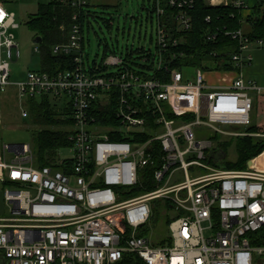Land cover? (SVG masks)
Returning <instances> with one entry per match:
<instances>
[{"label": "built area", "instance_id": "built-area-1", "mask_svg": "<svg viewBox=\"0 0 264 264\" xmlns=\"http://www.w3.org/2000/svg\"><path fill=\"white\" fill-rule=\"evenodd\" d=\"M61 1L77 12L68 41L56 44L53 53L77 52L76 66L53 74L30 70L25 80L15 83L10 80V62L21 57L14 33L19 24L0 4V93L16 86L23 117L29 116L26 101L45 95L65 98L71 108L67 115L71 153L61 156L59 151L54 164L36 166L27 143H3L0 180L4 201L14 215L0 217V260L264 264V151L248 160L246 168H220L217 163L227 155L226 142L212 139L217 134L264 137L228 128L252 123L255 96L264 92V86L244 70L253 61L252 44L264 41L251 40L241 29L227 31L239 42L238 50L225 60L234 68L212 70L223 74L224 84L208 85L204 69L196 68L192 80L172 65L177 58L172 46L180 39L158 19L157 48L143 58L150 67H128L122 56L111 54L105 65L119 69L92 74L82 65L77 19L93 0ZM206 1L243 10L247 6L246 0ZM169 3L179 9L175 30H190L194 1ZM163 13L158 5V16ZM34 51H40L38 43ZM112 102L115 122L102 123L101 106ZM111 132L126 139L112 140ZM148 186L153 188L145 190ZM156 201L165 205L169 219L167 228L159 226L163 237L158 243L152 238L158 228L152 223Z\"/></svg>", "mask_w": 264, "mask_h": 264}, {"label": "trees", "instance_id": "trees-1", "mask_svg": "<svg viewBox=\"0 0 264 264\" xmlns=\"http://www.w3.org/2000/svg\"><path fill=\"white\" fill-rule=\"evenodd\" d=\"M193 1V7L189 9L192 17V28L183 32H177L175 30V15L179 9L172 6L169 0H154L151 10L157 14V6L161 5L164 13L160 16L157 14V21L159 19L172 36L180 39L178 46H172L173 52L177 54V58H175L172 65L182 69L186 77V71L188 69L202 68L207 71L233 69L234 65L225 62V60L231 59L230 54L238 50L239 42L232 35H227L226 32H234L239 29L243 30L245 21L250 23L251 28L247 32L243 30L244 33L251 40L261 39L264 41V0H260L254 6L252 14L246 17L243 16V9L237 8L230 3L227 5H212L206 0ZM75 12L77 10L69 4L61 0H52L49 3L40 4L37 13L30 16L27 20V24L36 34L35 37L41 36L42 39L38 43L41 57V67L39 70L53 74L76 66L77 63L74 60V56L77 52L72 54L53 53V47L56 44L68 41L71 24L75 22L73 19ZM102 13L92 9L89 4L79 11L77 19L80 23L82 33V65L86 71L92 74H104L110 67L104 63L106 58L111 54L119 55L116 45L110 44L106 39L99 38V46H103L104 52L103 63L98 65L93 61L89 65V68L86 69L84 49L85 44L87 42L90 43V33L94 29V22H103L108 28H111L113 25V17H104L101 15ZM95 33L97 34L96 31ZM209 35H215V38L209 39ZM155 48H157L156 44ZM137 51L142 53L143 58L153 55L151 49L146 50L144 47L138 48ZM133 53L134 50L131 48L128 49L125 56L120 55L124 59V65L132 67L129 62L133 58ZM136 65L137 68L150 67V65L144 63H136ZM112 72L107 71L106 73L110 74ZM255 104L257 111L264 113V92L258 95ZM28 107L32 120L41 125L34 133L35 147L33 151L35 165L38 167L52 165L59 158L61 148L71 144L68 139V129L62 127L63 125L70 126L71 124V119L67 116L71 108L67 104V113L53 112L48 95L43 96L40 101L36 98L30 99L28 101ZM101 108L104 117H100V121L105 124L114 123L115 121L112 118V113L115 110L114 103L112 102L106 106H101ZM106 114L107 116H105ZM248 131L264 133V121L256 124L251 123L248 126ZM109 134L112 140L126 139L114 132ZM228 145L226 143L227 147ZM263 151L264 137L253 138L251 136H244L238 138L237 160L235 162L226 161V167L230 169L246 168L248 160L258 156ZM262 158L259 159L262 160ZM144 170L149 172L148 167H145ZM152 188L153 186H148L145 190ZM161 206V203L156 201V207L153 210L154 215L152 217V223L154 225L161 220ZM168 223L169 219L163 220L164 228H167ZM0 264H4V262L0 260ZM136 264L146 263L138 259Z\"/></svg>", "mask_w": 264, "mask_h": 264}, {"label": "rangeland", "instance_id": "rangeland-1", "mask_svg": "<svg viewBox=\"0 0 264 264\" xmlns=\"http://www.w3.org/2000/svg\"><path fill=\"white\" fill-rule=\"evenodd\" d=\"M37 0H23V2L14 1L11 5L4 3V7L15 14V20L19 27L14 29L16 40L20 45L21 57L14 58L10 62L12 83L23 81L27 78L30 70H39L41 67L40 52L34 51L35 32L27 24L30 16L37 13ZM154 0H93L90 7L98 12H103L104 17H113V25L108 28L103 22H94V29L90 33V43L85 44L84 56L86 69L95 61L98 65L103 63L104 52L103 46H99V38L106 39L110 44L118 47V54L125 56L128 49H133V58L129 62L132 67L137 68L136 63H145L142 53L138 52V48L144 47L146 50H155L157 37V14L152 12ZM97 32V34L95 33ZM88 58V59H87ZM117 66H110L108 72L116 71ZM106 71V72H107ZM104 72V74H106ZM205 79L208 85H222L223 74L219 71H204ZM187 76L195 80V69H188ZM50 97V103L53 112L67 113V100L65 98ZM42 97H37L41 100ZM28 101L26 105L28 106ZM25 105V106H26ZM26 106V107H27ZM29 108V107H28ZM0 115L2 124L0 132L4 138V143L21 144L27 143L32 150L35 147L34 133L41 125L32 120V116L23 117L19 106L17 89L14 84L7 87L5 92L0 93ZM264 121V113L256 111L252 114V123L256 124ZM68 129L69 126L63 125ZM234 131H248V126L228 127ZM157 133H160L159 131ZM210 137V132H207ZM254 138V137H253ZM259 138V137H257ZM215 142L220 140L228 143L226 149L227 155L224 159L217 163L220 168H227L226 161L235 162L237 160V139L233 137L222 138L220 134L213 136ZM210 151V150H209ZM34 152V151H33ZM71 153L70 149L63 147L60 150L61 156H67ZM7 158H11L10 153H6ZM165 205L162 204L160 222L156 223L158 228L152 234L154 242L162 241L163 232L159 230V226L163 225L167 212ZM11 207L6 204L4 214L2 216H13ZM15 216H21L16 215ZM155 224V225H156Z\"/></svg>", "mask_w": 264, "mask_h": 264}, {"label": "crops", "instance_id": "crops-1", "mask_svg": "<svg viewBox=\"0 0 264 264\" xmlns=\"http://www.w3.org/2000/svg\"><path fill=\"white\" fill-rule=\"evenodd\" d=\"M14 1L16 0H0V4L4 6V3H8L11 5ZM52 0H37L36 4L37 7L39 8L40 4L43 3H49ZM260 0H246L247 6L243 10V16L246 17L253 12L254 6L259 2ZM18 2H23V0H18ZM251 28V25L248 21H245L243 24V30L245 32L249 31ZM40 52V51H39ZM251 53L253 54V61L251 65L245 68L244 73L245 75L253 80H256L260 85L264 86V44L263 45H258L253 43L252 44V50ZM258 95L255 96V103ZM257 111V107L255 104V109L254 112ZM2 124V118L0 115V126ZM1 129V128H0ZM3 143H4V138L1 135L0 132V163L2 159L4 158V150H3ZM6 156V155H5ZM1 175V171H0ZM3 183L0 180V217L4 214L6 203L4 201V196H3Z\"/></svg>", "mask_w": 264, "mask_h": 264}, {"label": "water", "instance_id": "water-1", "mask_svg": "<svg viewBox=\"0 0 264 264\" xmlns=\"http://www.w3.org/2000/svg\"><path fill=\"white\" fill-rule=\"evenodd\" d=\"M41 36H36L35 38H34V43H39V42H41Z\"/></svg>", "mask_w": 264, "mask_h": 264}, {"label": "snow or ice", "instance_id": "snow-or-ice-1", "mask_svg": "<svg viewBox=\"0 0 264 264\" xmlns=\"http://www.w3.org/2000/svg\"><path fill=\"white\" fill-rule=\"evenodd\" d=\"M3 17V13H0V18H2Z\"/></svg>", "mask_w": 264, "mask_h": 264}, {"label": "bare ground", "instance_id": "bare-ground-1", "mask_svg": "<svg viewBox=\"0 0 264 264\" xmlns=\"http://www.w3.org/2000/svg\"><path fill=\"white\" fill-rule=\"evenodd\" d=\"M216 1H219V0H215V2H216Z\"/></svg>", "mask_w": 264, "mask_h": 264}]
</instances>
